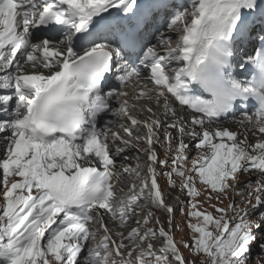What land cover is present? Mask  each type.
<instances>
[{"label": "snow or ice", "instance_id": "snow-or-ice-1", "mask_svg": "<svg viewBox=\"0 0 264 264\" xmlns=\"http://www.w3.org/2000/svg\"><path fill=\"white\" fill-rule=\"evenodd\" d=\"M0 172V264H252L264 0H0Z\"/></svg>", "mask_w": 264, "mask_h": 264}, {"label": "rangeland", "instance_id": "rangeland-1", "mask_svg": "<svg viewBox=\"0 0 264 264\" xmlns=\"http://www.w3.org/2000/svg\"><path fill=\"white\" fill-rule=\"evenodd\" d=\"M139 120H141V119H139ZM185 143H189V141L188 140H185ZM156 149H157V152H158L160 158H163V155H164L163 149H161L159 145H156ZM194 152H195L194 147H192L190 145V150H189V153H188L189 156H192L194 154ZM133 161L136 162V160H133V159H129L128 161H120V159L119 160L117 159L116 166H117V168H123L125 166H127V167H135L136 164ZM161 170L162 169L160 168L159 172H161ZM0 178H2V172H0ZM251 178H252V180H255L256 179L255 176H252ZM174 179L177 180V187L176 188H171L170 187L171 189L168 188V183H167V178L166 177H164V176L161 175L160 176V179H159V183L161 184L160 185L161 190L164 191V192L169 191L170 192V197H173V196L177 195V190H178L177 188L179 186V182H178L179 181V178L178 177H174ZM245 179H247L246 176H241V180H245ZM200 187L201 186L199 185V183H197V188H200ZM0 190H2V185H0ZM209 194H212L210 189H208V191H204L203 194H201L200 196H198L196 198L203 205V208H206L207 207V203H205V201H206V198H207V196ZM212 195L214 196V194H212ZM229 197L231 198V193H229ZM186 199H187V197L186 196H183L181 198V201L186 200ZM211 202L212 203H216L215 199H213ZM0 203H3L2 195H0ZM226 203H227V201L225 200L224 201V204H226ZM220 206L223 207L224 205L222 204ZM203 208H200V210L203 211ZM156 215L160 217V219L164 223L165 227H167V219H165L164 217L160 216L159 213H158V211H156ZM180 219H181V216L178 213L177 218H176V223H174V228L175 229H176L177 223L180 222ZM192 222L195 223L196 221L193 220ZM180 226L183 228V231L182 232H177V231L174 230V233L173 234H174L175 238L177 240H179L180 237L183 236L185 242L191 243L190 237L188 235V229H187L186 224H181ZM252 249H253V260H252V264H256V258L258 256L261 257L260 264H264V254L260 253V250H259L258 245H255L254 244L252 246ZM180 251H181V253L183 254V256H184V258L186 260L196 259L197 260V264H198V259L199 258L198 257H193L190 254L189 250L188 249H185L182 244L180 245Z\"/></svg>", "mask_w": 264, "mask_h": 264}, {"label": "bare ground", "instance_id": "bare-ground-1", "mask_svg": "<svg viewBox=\"0 0 264 264\" xmlns=\"http://www.w3.org/2000/svg\"><path fill=\"white\" fill-rule=\"evenodd\" d=\"M133 114L135 115V113H133ZM146 115H147V114H146ZM137 119H141V120H142V119H144V117H142V116H138ZM161 119H163V117H161ZM223 127H228L231 131H237V132H240V134H241V135H240V138H241V139L244 138V137L242 138V135H244L243 132H246V128H247V126H245L244 128H241L240 125H238L235 121L230 122V123H227V124L223 125ZM248 137H249V140H250L251 142H254V139L251 137V134H250V133H248ZM185 140H188V139L186 138ZM118 160H119V159H118ZM120 161H122V160L120 159ZM121 163H122V162H121ZM135 164H136V163H135ZM124 165H125V164H124ZM158 169L160 170V168H158ZM160 176H161V175H159V177L157 178V181H158V184H159V185H160V183H159ZM168 188H170V187L168 186ZM170 189H171V188H170ZM177 189H178V190H177V195H175V196H173V197H170V192H169V191H167V192L162 191V192H163V195H164L165 203L171 205L173 208L176 209V213H175V221H176L177 215H178V213H179V209H180V207H181V204H180V203H177V201L174 199V197L180 195V188H179V186H178ZM170 191H171V190H170ZM182 197H183V195L180 196V199H181ZM153 211H156V210L153 209ZM158 213H159L160 216L164 217L165 219H168L167 216H166V214H165L164 212H162V211H158ZM173 229L175 230V228H174V224H173ZM125 231H126V230H125ZM125 234H126V232H125Z\"/></svg>", "mask_w": 264, "mask_h": 264}]
</instances>
